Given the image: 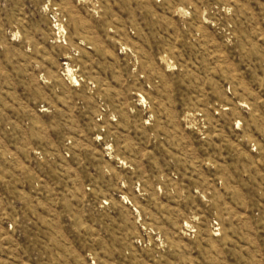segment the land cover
<instances>
[{"label": "rangeland", "instance_id": "1", "mask_svg": "<svg viewBox=\"0 0 264 264\" xmlns=\"http://www.w3.org/2000/svg\"><path fill=\"white\" fill-rule=\"evenodd\" d=\"M0 264H264V0H0Z\"/></svg>", "mask_w": 264, "mask_h": 264}, {"label": "bare ground", "instance_id": "2", "mask_svg": "<svg viewBox=\"0 0 264 264\" xmlns=\"http://www.w3.org/2000/svg\"><path fill=\"white\" fill-rule=\"evenodd\" d=\"M68 72H69V73H71V71H70V70H69Z\"/></svg>", "mask_w": 264, "mask_h": 264}]
</instances>
